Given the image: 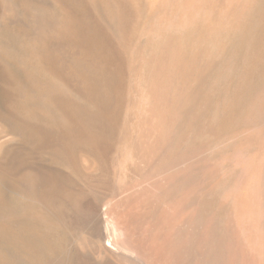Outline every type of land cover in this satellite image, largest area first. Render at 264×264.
Returning <instances> with one entry per match:
<instances>
[{
  "label": "bare ground",
  "instance_id": "obj_1",
  "mask_svg": "<svg viewBox=\"0 0 264 264\" xmlns=\"http://www.w3.org/2000/svg\"><path fill=\"white\" fill-rule=\"evenodd\" d=\"M256 1L0 0L23 71L0 118V264H264V137L219 205L227 253L207 204L191 205L193 171L175 170L192 151L173 129ZM263 115L261 89L243 123Z\"/></svg>",
  "mask_w": 264,
  "mask_h": 264
},
{
  "label": "rangeland",
  "instance_id": "obj_2",
  "mask_svg": "<svg viewBox=\"0 0 264 264\" xmlns=\"http://www.w3.org/2000/svg\"><path fill=\"white\" fill-rule=\"evenodd\" d=\"M18 1L31 2V0ZM2 31L0 32V118H3V116L6 115L7 117L10 115L14 116V111L11 112V106L18 99V92L10 79L12 77L15 79L16 75L18 78L23 75L22 69L16 64L19 54H16V43L13 41L14 36L10 35L12 36V39L6 37V35L11 33H8L5 30ZM229 37L230 38L228 39H224L220 44L222 52H219L218 54L215 53L210 57L212 65L203 72L200 77L197 74L200 79L196 81L197 83L195 82L192 87L187 89L186 94L189 97V102L182 113V117L178 120L179 122L176 121L173 123L175 138L178 136L182 137L181 139H183V141L181 140V144L185 142L183 143L185 146H183L187 149L190 147L189 149L192 151L191 153L187 150V156L191 158L190 161L188 160V163L185 164L181 163L175 165V167L177 166L175 170L177 169V171H179L180 168L184 169L185 167H190L189 170L191 172L193 171L192 184H195L193 187L194 195L192 194L191 205L196 213L199 203L205 202L207 204V220H210L212 230L214 229V232L225 240L227 253L228 251H233L229 239V236L231 235L230 229H228L224 223L227 209L226 206L219 205L220 202L226 204L229 188L238 182V167H240L239 158L245 155L244 157L252 160L255 155H257L256 152H258L260 139L264 137V115L262 116L263 118L260 117L259 120L257 119L255 120L256 122L254 121V123L251 124L252 129L250 128L251 125H248L249 128H247V125L243 123L245 122L243 118L249 110L251 97L256 93H259V90L261 91V89H264V0H257L256 3L253 4L252 9L248 14L244 31L241 34L232 33ZM194 38L196 37L194 36ZM190 39L192 40L193 38ZM206 45H209V43H206ZM3 48H6L5 50L8 51L5 52ZM149 52L152 51L148 48L146 54H149ZM11 71H13L15 75ZM9 75L12 77L10 78ZM18 78L17 80H19ZM14 92L17 93L15 94ZM8 107L11 109L9 110ZM230 109L231 112L229 111ZM188 122L190 125L187 126ZM176 124H179V126ZM175 127H178V130H176ZM251 135L253 137H251ZM254 136L260 139H254ZM254 142L256 143L254 144ZM189 144L192 146H188ZM183 146H179L180 154L182 153V149L186 151ZM253 146L257 147L254 148ZM198 149L199 151L200 149L202 151L198 152ZM201 153L202 155L200 156ZM190 155H193V157ZM195 155H197V158ZM198 159H202V163L200 160L198 161ZM204 164L208 167H215L218 171L216 173L218 177L217 175L215 176L217 179H214L213 177L211 181L209 180L211 177H208L210 175L203 176V173H201V165ZM207 181H211L210 185ZM198 183L203 187V191L198 189L200 186L197 188V185H199ZM204 183L208 185H205ZM1 186L3 188L0 187V191L4 193L6 188L4 184ZM209 186L213 188V191L209 190ZM212 199L215 200L213 201ZM220 212L222 213L221 216ZM69 238L70 237H65L64 235V244H66V247L69 245L68 248L73 245ZM66 241H68V243H66Z\"/></svg>",
  "mask_w": 264,
  "mask_h": 264
}]
</instances>
